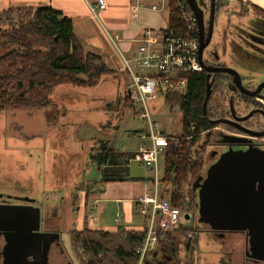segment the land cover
I'll return each instance as SVG.
<instances>
[{"label":"rangeland","instance_id":"1","mask_svg":"<svg viewBox=\"0 0 264 264\" xmlns=\"http://www.w3.org/2000/svg\"><path fill=\"white\" fill-rule=\"evenodd\" d=\"M196 2L203 13L207 27L210 0H196ZM215 5L217 11L214 15L212 35L203 51L202 59L212 66H227L235 69L241 76L243 86L254 90L264 81V49L259 40H253L263 35L261 27H264V13L248 5H242L240 0H215ZM23 11L21 9V12ZM162 16L167 19L166 14ZM9 31L7 24L0 25V35ZM247 31L251 35V39H248L250 43L244 39ZM111 74L110 72L101 75L99 83L94 85L79 88L70 84L56 86L48 96V103L40 108L44 114L43 124L39 136L34 138L30 139L32 133L26 128L28 124L26 120L25 130L20 131L18 127L22 128L23 120L9 118L5 110L0 112V197L25 198V202L40 209V217H44L47 212L46 227L55 226L60 229L63 224H67L63 230H77L79 217L74 207L77 204L76 199L81 195L79 188L88 189L90 187L88 183L100 181V173L92 158L101 143L107 142L114 152L136 150L137 136L133 131L142 129L144 123L138 117L131 115L134 111L132 104L128 102L129 106H125L128 95L126 92L128 77L125 72ZM222 76L224 75L221 74L218 78L220 86L214 89L208 105L213 118L217 119L220 115L221 118L224 117L229 110L231 100L237 116H248L250 114L248 112L252 109L264 105L259 102L260 97L257 98L260 100H250L243 95L242 98H236V94L229 90L232 87L230 77L228 76L229 80ZM217 83L218 81L212 82L213 85ZM154 106L155 113L152 114V118L159 123L160 132L168 139L169 154L182 142L180 141L182 113L178 105L170 108L160 100ZM15 124L18 127H15ZM234 134H237V131L232 128L218 125L210 133L203 132L200 135L192 148L191 155L192 158L202 159L200 176L205 177L207 168L218 159L220 154L227 151L228 147L231 146L234 150L246 149V146L227 145V138L234 137ZM256 141L264 142V138H257ZM253 147L264 150V146ZM128 164L129 175L136 182H141L143 177L151 178L153 181L154 171L143 168L136 160L131 159ZM164 168V156L160 155L156 174L162 180L160 188L162 197L169 199L171 182L167 179V175L164 177ZM194 181L195 179L191 181V185ZM191 185H189L190 190H192ZM56 189L72 192L73 200L69 196L68 199L63 200L61 197L54 199L56 194L53 195L51 191ZM184 190L187 191L188 188L184 187ZM192 195L194 202L188 210L181 211L179 226L193 229L195 232L193 237L198 236V242L194 246V251L187 254L183 249L185 239L176 241L179 243L175 255L176 264H224V258L226 259L230 254L234 261L244 259L246 250L244 233L232 232L221 236L218 232H212L207 225L198 223L197 192L192 191ZM70 201L73 203L71 210L68 205ZM119 210V207L116 209V204L112 205L103 200L95 203L89 198L86 212L83 213L86 216L85 227L82 228L79 238L88 237L95 241L99 238L95 232L87 230L86 222H90L91 217L95 219L101 217L103 225L118 227L117 223H121L125 216V210L122 209V218L114 223V216ZM132 211L133 218L138 220L135 204H132ZM93 224L96 228L100 227L98 221ZM63 230L60 233V242L72 263L83 264L82 258L91 259L92 253L74 247L70 232ZM108 239L106 242L101 241L103 251L97 259L100 260V264H120L114 255V245L119 244L122 238L114 241ZM163 244H166V241ZM159 257L157 248L156 259ZM153 261H156L154 257L147 258V262Z\"/></svg>","mask_w":264,"mask_h":264},{"label":"trees","instance_id":"2","mask_svg":"<svg viewBox=\"0 0 264 264\" xmlns=\"http://www.w3.org/2000/svg\"><path fill=\"white\" fill-rule=\"evenodd\" d=\"M180 1L184 3L185 0ZM214 7L215 15L217 5ZM21 9L24 11L21 12ZM1 24H7L10 31L0 35L2 51L0 54V112L7 109L43 108L56 86L60 84L77 87L94 85L101 75L110 73L101 64L99 57L84 53L74 37L72 21L50 7L10 8L1 11ZM167 28L179 34L185 31V24L178 19L173 0L170 3ZM220 75H210L212 82L218 81L216 85H213L210 77V80L207 79L208 74L205 71L187 73L184 75L187 78L186 91L183 94L170 93L164 99V103L170 108L178 105L182 113V140H180L182 142L169 154L168 152L165 154L164 175V177L167 175V179L171 182L170 203L178 207L180 211L188 210L194 202L193 190L189 189V185L193 179L200 176L203 167L201 158L191 157L192 148L198 138L203 132L210 133L218 125L232 128L229 127L227 119L221 118V115L217 119L213 118L212 112L208 109L214 89L220 86V79L218 80ZM222 77L229 79L225 75ZM128 102L132 104L130 97L126 95L125 106H129ZM232 129L242 133L238 129ZM107 146V142L101 143L92 158V162L97 166L118 164L117 153L107 149ZM112 169H115V172L110 176L103 171L101 183L119 179L116 168ZM128 180L135 181L134 178H128ZM184 187L188 190H184ZM145 231V227L141 231H127L122 237L119 236L120 234L109 236L106 232H95L99 236L96 241L88 237L79 238L82 231L72 230L70 236L74 247L81 248L83 252L92 253L91 259H81L83 264H100L97 256L103 251L101 241L106 242L108 238L113 241L122 238L121 243L117 241L119 244L114 245V255L120 264H137L138 255L135 254V249L142 246ZM86 232L89 233V231ZM193 236H195L193 229L180 226L172 232L159 234L160 257L155 259L156 264L177 263L175 255L179 243L176 241L180 239H185L183 242L185 253L194 251L198 236L196 235V238ZM164 241L166 244H163Z\"/></svg>","mask_w":264,"mask_h":264},{"label":"crops","instance_id":"3","mask_svg":"<svg viewBox=\"0 0 264 264\" xmlns=\"http://www.w3.org/2000/svg\"><path fill=\"white\" fill-rule=\"evenodd\" d=\"M104 1L105 8L103 10H98L96 15H93V13L91 12V7L96 6L97 0H0V12L10 8H37L40 6H47L57 12L62 13L72 21L74 37L81 45L83 51L85 53H90L98 56L101 64H103L104 67L112 73L111 75L121 74L123 73V70L120 55L123 54L125 56H129L135 52L137 41L140 39L143 27L146 26L157 29L165 28L168 24V17L167 19H164V17L162 16L163 14H155L148 11L147 9H144L139 12L137 19H133L131 17V6L133 3L132 0ZM145 1L146 3H151L155 0ZM240 1L242 5H248L249 7L257 11L264 13V0ZM100 78L96 84L99 83ZM132 106L134 111L133 113H131V115L135 116L136 107L133 104ZM5 111L9 118L23 120V124L21 125L22 128L18 127V125L15 124V127H18L20 131L25 130V120L26 122H28L26 128H28L32 133L30 135V139L39 136L44 118L42 109H9ZM153 113H155V110H153ZM141 131H143V128L137 131H133L136 132L137 136V146L135 151L116 152V160H118V164H116L115 166H97L95 164L100 173V181L103 176V171H106L105 174L107 176H110L113 174V172H115V169L113 170L112 168H116L117 177L119 179H117V181L106 183H101L100 181L99 183H88L90 185L88 189L79 188V190L81 191V195L80 198L76 197L77 204L74 207V210L76 211L79 219L76 226L77 230L74 231L80 232L82 228L85 227L84 222L86 216H84L83 213L86 212L87 202L89 198L93 199L95 203H98L99 200H103L106 201V203L112 205L116 204V209L119 207L120 210L116 212L115 216L117 214H120L121 219L122 209L125 210V216L124 220H122L121 223H117L118 227L103 225L101 217H98L96 219L94 217H91L89 218L90 222H86L87 230L91 232H106L109 234V236L120 234L119 236L122 237V235L127 231H141L144 228L145 220L142 218L139 212V219L137 220L133 218L132 204H135L137 212V208L139 207V205H137L135 201L138 198L142 197L145 190L149 192L152 190V179H144L143 177V180L141 182L128 180V178H131L128 168L129 160H134L133 156L138 151V149L150 148V142L148 138L143 141L138 138V133H140ZM167 148L164 150V152H162V154H159V156H164V170L166 169L165 154L167 153ZM107 149L114 151V149L109 146H107ZM143 168L146 167L143 166ZM159 185L161 188L162 180L160 179ZM160 188L159 194L161 195ZM51 192L53 193V195L56 194V196L53 197L54 199L61 197V199L63 200L68 199L69 196L73 200L72 192H69L66 189H56L55 191L52 190ZM71 202L72 201H70V203L68 202L70 210L71 206H73V203ZM60 204L62 207L63 202L61 201ZM47 216L48 213L46 212L44 217H40L43 227H46L45 219L47 218ZM115 216L114 218H116ZM95 221L99 222V228H96V225L93 224V222ZM114 223H116L115 219ZM66 225L67 224H63L60 229L56 228L55 226L49 227L53 228L54 231H56L59 242L60 233L62 232L63 227H65ZM122 225L126 226L123 227ZM64 230L69 231V229ZM119 243H121L120 240ZM62 252V264H73L71 258L67 255L63 247ZM230 255H227L226 259L224 258V264H264L261 261L249 260L246 257L242 260L237 259L236 261H234V259L231 258Z\"/></svg>","mask_w":264,"mask_h":264},{"label":"built area","instance_id":"4","mask_svg":"<svg viewBox=\"0 0 264 264\" xmlns=\"http://www.w3.org/2000/svg\"><path fill=\"white\" fill-rule=\"evenodd\" d=\"M172 0H132L131 17L137 19L140 11L147 9L155 14L170 12ZM177 17L185 24L182 34L165 28L154 29L143 27L133 54L120 55L122 70L127 75L126 90L132 104L136 107V117L143 123V131L138 133L140 140L149 139L150 148H140L133 158L142 166L155 172L152 190L144 191L142 197L135 202L139 214L145 220L146 228L141 247L135 249L138 255L137 264H156L147 262L148 257H155L158 248L159 234L172 232L179 228L181 211L171 205L170 200L159 194L158 156L168 147V139L160 132V125L153 120L154 104L164 102L170 93L183 94L186 91L187 73L204 72L198 60V29L196 19L187 3L173 0ZM105 8L104 0H97L91 12L96 15L98 10ZM112 41V40H111ZM205 63V62H204ZM207 64V63H205ZM121 215L117 214L118 221Z\"/></svg>","mask_w":264,"mask_h":264},{"label":"water","instance_id":"5","mask_svg":"<svg viewBox=\"0 0 264 264\" xmlns=\"http://www.w3.org/2000/svg\"><path fill=\"white\" fill-rule=\"evenodd\" d=\"M192 11L198 29V60L210 75L223 74L231 77V86L241 95L259 98L264 81L256 89L248 90L242 84L239 73L227 66L205 64L202 56L212 35L215 0H210V17L205 27L203 13L196 0H185ZM244 132L243 130H241ZM231 145L244 143L246 138L228 137ZM197 192V222L207 225L212 232L244 233L245 257L264 263V150L246 146L234 150L231 146L211 164L205 177L198 176L192 184ZM188 216L186 215L185 218ZM40 209L25 206V238L43 233L40 229ZM37 244V242H36ZM25 254V260H26Z\"/></svg>","mask_w":264,"mask_h":264},{"label":"flooded vegetation","instance_id":"6","mask_svg":"<svg viewBox=\"0 0 264 264\" xmlns=\"http://www.w3.org/2000/svg\"><path fill=\"white\" fill-rule=\"evenodd\" d=\"M261 30L264 35V27H261ZM263 35L255 37L253 40H259L258 42L264 49ZM244 39L250 43L251 35L248 31ZM246 54L248 53L246 52ZM231 92L236 94V98L243 97L232 87ZM262 92L264 89L260 92L261 101L259 102L264 103ZM249 98L250 100L257 99ZM229 106V110L226 112L227 116H224L229 127L244 131L242 133L238 131L233 136L247 139L246 142L235 144V146H264V142L256 141L257 138H264V105L252 109L248 112L250 113L248 116H237L232 100ZM227 145L231 144L227 143ZM25 206L35 207L33 204L25 202V198L22 197H12L11 199L0 197V264H62V247L53 228L43 227L40 221L39 231L43 235L32 236V240L25 238ZM25 254H27L26 260Z\"/></svg>","mask_w":264,"mask_h":264}]
</instances>
